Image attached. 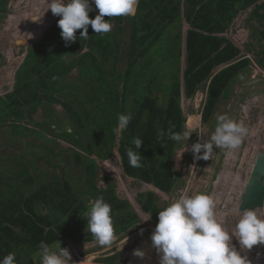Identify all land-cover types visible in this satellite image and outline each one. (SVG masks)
Wrapping results in <instances>:
<instances>
[{
    "label": "trees",
    "instance_id": "1",
    "mask_svg": "<svg viewBox=\"0 0 264 264\" xmlns=\"http://www.w3.org/2000/svg\"><path fill=\"white\" fill-rule=\"evenodd\" d=\"M254 1L139 0L133 16H105L112 24L106 34H95L89 25L88 39H79L82 29H78V39L66 45L57 25L58 16L42 37L30 44L16 70L13 89L0 96V132L7 134L1 129L8 126L17 147L24 146L20 138L31 137L27 146L34 152L26 162L23 153L0 154V159H13L21 166L14 175L9 168L0 170V259L15 253L16 264H35L32 254L38 253L42 241L61 242L65 247L66 238L77 242L94 240L87 230L85 214L90 199L94 201L99 196L111 205L115 235L128 234L138 227L139 215L127 199L118 196L115 184L98 188L97 158H108L117 145L127 174L171 192L177 181L172 158L181 143L166 136L161 140L158 133L166 132L170 126L182 132L181 85L190 97L209 82L202 113L203 122L207 123L220 98L227 95L238 77L246 74L249 59H239L240 49L219 33L225 32L239 10ZM8 4L10 0H0V17L7 13ZM182 10L193 27L188 30L183 83L170 33V29L180 26ZM97 13L93 5L90 18ZM255 13L258 14L256 10ZM123 57L126 65L122 74L114 76L113 69L104 68L109 59L116 66ZM221 63L228 65L212 72ZM72 70L77 71L76 78L69 76ZM117 77L123 82L121 89L112 85ZM154 90L163 96L154 94ZM52 103L61 104L66 116L56 114L52 118L49 114V120H36L34 115L40 107L51 104L49 108L55 109ZM129 113L132 120L127 129L120 130L117 144L118 116ZM30 122L34 126L30 127ZM134 137L144 141L139 150L140 168L131 167L126 154L128 148L134 149ZM56 138L76 147L72 148L74 161L72 156L51 146ZM18 157H22L20 161ZM52 158L57 159L56 164ZM42 161L63 171L52 176L28 174L20 180L29 167ZM74 166L79 168L78 179L65 174L68 167ZM80 179L84 180L82 188L74 183ZM155 196L148 193L142 205L152 220H158V212L165 207H158Z\"/></svg>",
    "mask_w": 264,
    "mask_h": 264
},
{
    "label": "rangeland",
    "instance_id": "2",
    "mask_svg": "<svg viewBox=\"0 0 264 264\" xmlns=\"http://www.w3.org/2000/svg\"><path fill=\"white\" fill-rule=\"evenodd\" d=\"M262 4H264L263 1ZM47 6V0H10V6L9 4L7 5V13L1 15L0 96L13 89L16 70L24 59L27 48L33 41L38 40L44 34V31L50 26L49 24H52L53 19L57 16L52 14L51 9L46 10ZM255 10L257 11V5L252 9H248L246 13L243 12L240 16H236L237 18H235L236 20L231 30L227 32V36L241 48L240 57L247 56L250 60H261L264 56L261 58L259 52L264 55V47H261L262 43H259L260 40L255 38L259 37L258 33L254 36L253 40L251 32L254 27L253 25H255L252 22L257 18L262 19L261 16L255 13ZM261 11L264 12V8ZM37 16H41L40 20L38 22L33 21L32 18ZM262 21L264 20L262 19ZM183 26V38H181L179 46L175 49V51L180 50L181 80L183 79L182 71L186 65L184 62V37L189 24H184ZM127 38L128 35L122 39L125 40ZM175 53L177 54L178 52ZM112 62L113 60L109 59L104 68L113 69L115 71L114 76L122 74L126 65V58H120L116 66L114 64L112 65ZM223 66L217 67L215 71H218ZM251 66L246 70V74L238 77L233 82L227 95L220 98L213 115L207 123L203 122L202 113L207 99L206 86H208L209 82L190 97L185 95L183 85H181L179 106L183 118L182 132L188 129H191L193 132L189 141L181 142V145L176 148L172 158V167L177 174V181L171 192L166 193L158 189L154 184L150 185L145 181L129 177L121 165L120 157L118 152L115 151V147L113 148L111 156L108 158H97L95 181L97 182L98 188H104L110 183L115 184L118 196L126 198L129 201L131 207L140 216L141 220L138 223V227H134L128 234L122 232L120 235H115L116 238L110 246H99L95 241L77 242L73 239L66 238L65 247L68 250L71 249L72 264H129L131 260H136L132 264H160V255L156 252L151 241V234L158 220H152L151 214L143 211L141 208L142 201L148 192H153L156 195L155 202L158 207L166 206L180 195H192L194 193L208 194L214 200V211L217 220L222 225L225 223V229L231 231L235 221L238 219L240 211L241 188L243 184L246 185L245 180L247 177L251 176L257 156L260 152L264 151V68L261 65L256 66L253 63ZM76 75L77 71L75 70H72L69 74L72 78H76ZM108 76L111 77V74H108ZM112 85L117 89H121L123 82L117 77ZM154 94H158L160 97L163 96L158 90H154ZM159 101L162 102L163 99L159 98ZM53 105L55 106L54 110L49 108L51 104L46 105V108L40 107L34 115L35 119L38 121L49 120V114L53 115L52 118L56 117V114L66 116L61 104ZM219 114L227 115L236 121H242L248 129V132L240 147L235 150L214 148L211 159L206 161V168L201 170L200 165L203 159L195 160L190 150L183 151L186 144H188L190 149L191 144L210 139L216 126V117ZM66 121L67 118H65L64 124ZM29 126H34V123L30 122ZM65 126L68 127L69 124L66 123ZM1 130H6L7 134L0 132V143L2 142L0 154H3V151L4 153L7 151L13 155L23 153L24 156L26 155L23 162H26L28 157L33 156L34 152L32 147L27 146L32 139L31 137L20 138L24 146L17 147L16 141L14 140L16 137L11 139L12 131L8 126H4ZM51 137L54 138L53 135ZM119 138L120 130L117 131L115 143L118 144ZM56 139V143L52 142L51 146L56 151L61 149L65 155L72 156V148L75 149L76 147L66 140L61 138ZM83 153L86 152L83 151ZM90 156L96 157V154ZM18 158L20 161L22 157ZM254 159L255 162L253 163ZM72 160L74 161L73 156ZM56 162L57 159L52 158V163L56 164ZM63 164L65 165V162ZM97 165H99L98 170ZM3 167L9 168L10 173L14 175L21 166L13 159H0V170ZM78 170L79 168L77 166L68 167V173L65 172V174H68L69 178L76 179L78 177ZM60 171H63L61 167H55V165H49L47 161H42L38 162L36 166L29 167L27 173L21 176L20 180L24 179L28 174L36 176L40 172L43 175L52 176L55 172ZM224 171L236 174L233 175V178L237 177V179H233L234 182L227 180L221 182L220 177ZM14 180L12 179V182ZM236 180L239 182L236 183ZM74 183L82 188L84 180H76ZM220 185L224 186L223 190L220 189ZM92 201L90 199V202ZM42 210L43 212L45 211L43 208ZM257 214L261 218H264V210H259ZM225 219L228 220L225 222ZM236 241L239 244L238 240L233 237L231 243L238 248L237 250L242 255H247L252 264H264V244L255 245L251 250H242L240 245L236 244ZM134 249L142 250L145 255L143 257L134 256ZM153 249H155L154 252L149 254ZM32 257L35 264H39L40 257L38 254L33 253Z\"/></svg>",
    "mask_w": 264,
    "mask_h": 264
},
{
    "label": "clouds",
    "instance_id": "3",
    "mask_svg": "<svg viewBox=\"0 0 264 264\" xmlns=\"http://www.w3.org/2000/svg\"><path fill=\"white\" fill-rule=\"evenodd\" d=\"M139 0H47L46 10L51 9L53 15L59 16L57 21L61 29L60 35L66 45L76 41V30L82 29L79 39H88V26L95 34L103 35L111 30L107 17L133 16L136 14ZM93 5L98 9L94 18L89 12ZM45 10V11H46ZM41 16L33 17L39 21ZM55 21V20H54ZM51 25V24H50ZM132 120L131 113L118 116V129H127ZM170 126L167 131L161 130V140L165 136L177 143L189 141L192 130L181 132ZM248 129L242 121H236L227 115L216 117V126L210 139L185 145L184 151L190 150L195 160H209L214 148L235 150L240 147ZM133 148L126 151L129 164L133 168L142 167L140 148L144 141L139 137L132 140ZM182 154V153H181ZM165 192V191H164ZM215 203L205 193L180 195L169 202L158 212V223L152 234L153 247L160 255V264H252L247 255L231 243L235 237L242 250H251L253 246L264 244V218L254 209L239 211L231 231L224 228L215 215ZM87 230L99 246H110L115 240L111 205L103 196L90 203L86 212ZM142 234V233H141ZM39 264H72L71 253L61 242L39 245ZM133 255L143 257L145 253L134 249ZM0 264H16L15 253H9L0 259Z\"/></svg>",
    "mask_w": 264,
    "mask_h": 264
},
{
    "label": "crops",
    "instance_id": "4",
    "mask_svg": "<svg viewBox=\"0 0 264 264\" xmlns=\"http://www.w3.org/2000/svg\"><path fill=\"white\" fill-rule=\"evenodd\" d=\"M262 1L264 2V0H256V1H254L252 4H250V5H248L247 7H245V8H243V9H241V10H239L238 11V13H237V17L238 16H240L241 15V13H246L247 12V10L248 9H252L253 7H255L256 5H257V11L259 12L258 13V15L259 16H264V12H262L261 10L264 8V4H262ZM182 7H183V5H182ZM234 17L233 18V21H232V23L228 26V28L225 30V32H223V33H219V35H221V36H224V37H226V38H228L235 46H237L238 48H239V46L237 45V44H235V42L229 37V36H227V32L228 31H230L231 30V27H232V25H233V23L235 22V18H237V17ZM57 17V16H56ZM56 17L53 19V22H54V20L56 19ZM252 23H254L255 25H253L254 27L252 28V36H253V40H254V36H256L257 35V33H258V35H259V37L257 38V37H255L256 39H258V40H260V42L259 43H262V45H261V47L263 46L264 47V36H263V34H262V30L264 29V22L262 21V19H260V18H257L256 20H254ZM184 24H189V27L186 29V35H185V37H184V39H185V60H184V62H185V64H186V56H187V54H188V48H187V41H188V30L189 29H191V28H193L192 27V25L189 23V22H187L186 21V19H185V17H184V15H183V10H182V22L180 23V26L179 27H173L172 29H170V33H171V37H172V39H174L173 41H172V50H174L175 51V49H176V47L177 46H179V43H180V40H181V38H183V33H182V27H184L183 25ZM50 25V24H49ZM45 32V31H44ZM174 32V34H172ZM43 35V34H42ZM42 37V36H41ZM40 37V38H41ZM39 38V39H40ZM38 39V40H39ZM38 40H35V41H38ZM35 41H33V42H35ZM240 49V52H239V54L241 53V48H239ZM175 52H178L177 54H178V56L180 55V50H177V51H175ZM176 54V53H175ZM176 54V55H177ZM259 54L261 55V58H262V56H264V55H262V53L261 52H259ZM259 55V56H260ZM239 57H240V55H239ZM243 58H246V59H249V64H248V68H249V66H251L252 65V63L253 64H255L256 66H259V65H261L263 68H264V58L263 59H261V60H250V58L249 57H247V56H241L239 59H243ZM180 60V59H179ZM23 61V60H22ZM22 63V62H21ZM20 63V64H21ZM179 63H180V61H179ZM222 65H224L223 67H225V66H227L228 64L227 63H221V64H219V66H222ZM20 66V65H19ZM18 66V67H19ZM219 66H217V67H219ZM217 67L216 68H214L213 69V71L212 72H217V71H215L216 69H217ZM222 67V68H223ZM252 67V66H251ZM247 68V69H248ZM18 69V68H17ZM221 69V68H220ZM219 69V70H220ZM246 69V70H247ZM182 73H183V71H182ZM182 83H183V79H182ZM183 88H184V86H183ZM183 91H184V89H183ZM118 146L117 145H115V151L116 152H118V148H117ZM118 154H119V152H118ZM119 157H120V155H119ZM120 162H121V159H120ZM121 165H122V162H121ZM122 167H123V165H122ZM124 168V167H123ZM129 175V174H128ZM129 177H131V178H133V179H137V180H139L138 178H136V177H134V176H131V175H129ZM143 181V180H142ZM153 184V183H152ZM108 186V185H107ZM107 186H105L104 188H106ZM158 188V187H157ZM161 190V189H160ZM163 191V190H162ZM148 193H151V192H148ZM147 193V194H148ZM167 193V192H166ZM147 194L145 195L146 197H147ZM155 195V194H154ZM120 197V196H119ZM145 197V198H146ZM156 197V196H155ZM121 199H126V198H123V197H120ZM144 198V199H145ZM143 199V201H142V204H141V208H142V210H143V207H142V205H143V203H144V200ZM133 209V208H132ZM135 211V210H134ZM144 211V210H143ZM136 212V211H135ZM146 212V211H145ZM148 213V212H147ZM139 219L141 220V218H140V216H139ZM90 241H94V240H90ZM70 252H71V249L69 250Z\"/></svg>",
    "mask_w": 264,
    "mask_h": 264
},
{
    "label": "water",
    "instance_id": "5",
    "mask_svg": "<svg viewBox=\"0 0 264 264\" xmlns=\"http://www.w3.org/2000/svg\"><path fill=\"white\" fill-rule=\"evenodd\" d=\"M206 161L201 162V170L206 168ZM241 197L240 211L244 209H254L256 212L264 210V151L257 156L250 180Z\"/></svg>",
    "mask_w": 264,
    "mask_h": 264
},
{
    "label": "bare ground",
    "instance_id": "6",
    "mask_svg": "<svg viewBox=\"0 0 264 264\" xmlns=\"http://www.w3.org/2000/svg\"><path fill=\"white\" fill-rule=\"evenodd\" d=\"M39 5V4H38ZM47 5V4H46ZM37 6V5H36ZM40 7V6H39ZM44 8V7H43ZM43 10V9H42ZM41 10V11H42ZM49 17V16H48ZM49 20V19H48ZM7 76V75H6ZM258 139V138H257ZM264 148V147H263ZM117 160V159H116ZM251 162V161H250ZM255 162V159H254V161H253V163ZM109 167V166H108ZM252 170V169H251ZM250 170V171H251ZM233 175H236V174H232L231 172H229V171H224L223 173H222V175H221V177H220V179H221V182H224L225 180H227V181H233L234 182V180L233 179H237V177L236 178H233ZM238 176V175H237ZM239 180V179H238ZM249 180H250V177H247V179L245 180L246 181V184L249 182ZM237 182H239V181H237L236 180V183ZM236 183H234V184H236ZM149 184V183H148ZM222 184H225V183H222ZM151 185V184H150ZM223 188H224V186L223 185H220V189L221 190H223ZM246 188V185H244L243 184V186H242V193H243V191H244V189ZM242 198V197H241ZM231 207V206H230ZM238 212V211H237ZM235 217V216H234ZM236 218V217H235ZM228 219H225V222L227 221ZM223 226H225V223H223ZM225 228V227H224ZM235 244V243H234ZM236 244H237V241H236ZM237 245H239V244H237ZM259 248V247H258ZM264 248V247H263ZM238 249V248H237ZM154 250L155 249H153V251L151 250L150 252H149V254H151L152 252H154ZM260 250H262L261 248H260ZM264 250V249H263ZM157 252V251H156ZM254 254V253H253ZM134 261H136V260H131L130 262H129V264H132Z\"/></svg>",
    "mask_w": 264,
    "mask_h": 264
}]
</instances>
